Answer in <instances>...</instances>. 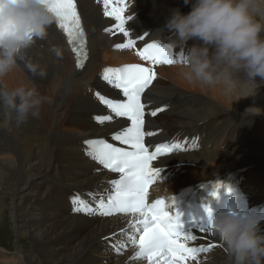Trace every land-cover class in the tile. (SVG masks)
<instances>
[{
	"label": "bare ground",
	"instance_id": "1",
	"mask_svg": "<svg viewBox=\"0 0 264 264\" xmlns=\"http://www.w3.org/2000/svg\"><path fill=\"white\" fill-rule=\"evenodd\" d=\"M192 2L131 0L124 12L126 17H133L126 20L129 36L125 37L120 32L105 31L115 20L104 15L102 0H77L87 35L88 59L83 69L74 68L62 35L52 25L46 37L36 40L28 50L25 60H18L0 78L8 89L35 86L49 101L41 105L39 118L30 117L20 126L14 122L0 126V224L4 226L8 219L16 235V253L0 251L2 264H109L113 260L115 264H147L144 259L133 258L137 249L129 246V241L135 231L122 232L131 216L87 215L73 210L76 195L87 201L98 197L114 178L86 155L82 141L107 138L119 142L112 136L130 122L113 116L112 121L100 125L95 119L109 114L96 93L125 99L119 89L101 78L105 65L116 68L140 62L137 48L168 35L164 24L170 10L178 8L187 13ZM147 30L150 32L144 42H136L134 48L114 47L127 39L136 41ZM192 43L190 40L188 45ZM52 46L62 49V59L51 54ZM29 62L45 69L46 76L41 79L34 75L26 66ZM182 64L155 68L157 78L141 99L146 106L144 130L154 133L145 135V146L177 139L189 147L164 158L162 167L172 177L157 185L156 193L211 181L242 168L247 181L259 175L263 180L264 82L257 78L254 92L255 86L243 81V73L236 75L238 84L230 91L222 84L189 83L182 75ZM161 108L164 110L156 116L150 115ZM193 234L198 239L192 244L218 247L185 264H230L228 253L212 232Z\"/></svg>",
	"mask_w": 264,
	"mask_h": 264
},
{
	"label": "clouds",
	"instance_id": "2",
	"mask_svg": "<svg viewBox=\"0 0 264 264\" xmlns=\"http://www.w3.org/2000/svg\"><path fill=\"white\" fill-rule=\"evenodd\" d=\"M54 23L55 17L42 0H0V78L18 60H25L28 50L46 37ZM164 29L169 33L164 45L183 52L181 72L189 83L222 84L230 91L238 84L236 75L243 73V81L253 84L254 92L257 78L264 82V0H193L187 13L170 10ZM50 52L63 58L57 46ZM26 66L41 79L46 76L39 65L29 62ZM45 102L49 101L35 86L8 89L0 83V126L10 122L20 126L30 117L39 118ZM211 223L230 264H264V211L213 210Z\"/></svg>",
	"mask_w": 264,
	"mask_h": 264
},
{
	"label": "snow or ice",
	"instance_id": "3",
	"mask_svg": "<svg viewBox=\"0 0 264 264\" xmlns=\"http://www.w3.org/2000/svg\"><path fill=\"white\" fill-rule=\"evenodd\" d=\"M104 15L112 17L115 24L105 31L123 33L125 37L129 32L125 29L126 20L124 12L128 7L126 0H102ZM42 3L55 17L56 26L62 30L75 58V66L83 68L88 58L84 30L80 16L77 12L76 0H42ZM143 39V37H141ZM136 41L127 39L124 43L116 44L117 49L134 48ZM136 55L146 61L149 66L141 64H127L117 68L105 67L101 78L108 84L121 91L125 98L116 101L96 93L100 104L109 110L108 115L96 117V122L103 125L115 117L126 118L130 121L128 127L112 136V140L119 141L127 148L117 147L104 139L85 141L86 155L103 165L104 168L120 173V178L111 183L114 190L106 199L101 197L95 208L76 195L72 202L75 212L87 215L110 216L116 213L130 215L126 229H133L135 235L130 239L137 251L134 259H144L147 264H185L186 261L196 260L200 253L209 251V247L193 246L191 242L198 239L193 229L200 232H212L211 210L205 207L209 215L207 223L185 226L180 221V214L175 210H165L163 198L151 203L148 202V189L158 178V169L151 167V162L157 157L182 149L180 144H161L154 150L145 146V135L154 133L145 132L144 115L145 104L141 102L144 93L156 78L154 67L160 64H175L172 49L159 43H147L136 52ZM157 109L150 113L156 116ZM221 184L213 187L210 195L216 196ZM227 188V186H224ZM91 195V194H90ZM171 199V198H170ZM173 201V200H172ZM123 247V244L120 245Z\"/></svg>",
	"mask_w": 264,
	"mask_h": 264
},
{
	"label": "rangeland",
	"instance_id": "4",
	"mask_svg": "<svg viewBox=\"0 0 264 264\" xmlns=\"http://www.w3.org/2000/svg\"><path fill=\"white\" fill-rule=\"evenodd\" d=\"M107 66H113V65L107 64ZM105 67H106V65H105ZM5 217L8 218L7 216H5ZM1 227H2V229H1ZM1 230H3V231H1ZM13 231L14 230L11 229L10 226H8V219H6V221L4 220V226H3V223H2V225L0 224V232H1L0 233V245H6L5 248H3V247L0 248V251L3 254H8L9 255L10 253H16V249H15V245H14L15 242H16V235H15V232H13ZM26 246H28V244L24 245V247H26ZM129 246H134V245H132L130 243ZM20 248L23 249L22 247H20ZM28 249L29 248H27V250ZM23 250H26V249H23ZM118 254H120V253H118ZM0 264H2L1 261H0ZM109 264H115V261L113 260V262H110Z\"/></svg>",
	"mask_w": 264,
	"mask_h": 264
}]
</instances>
